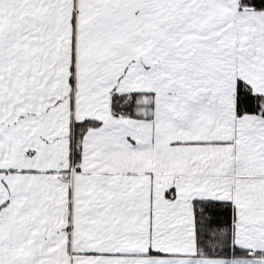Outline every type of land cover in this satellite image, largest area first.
Wrapping results in <instances>:
<instances>
[{"label":"snow or ice","instance_id":"snow-or-ice-1","mask_svg":"<svg viewBox=\"0 0 264 264\" xmlns=\"http://www.w3.org/2000/svg\"><path fill=\"white\" fill-rule=\"evenodd\" d=\"M0 264H264V0H0Z\"/></svg>","mask_w":264,"mask_h":264}]
</instances>
